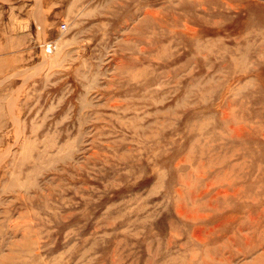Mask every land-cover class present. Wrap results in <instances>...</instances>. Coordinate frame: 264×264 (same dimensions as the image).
Returning <instances> with one entry per match:
<instances>
[{
	"label": "rangeland",
	"instance_id": "obj_1",
	"mask_svg": "<svg viewBox=\"0 0 264 264\" xmlns=\"http://www.w3.org/2000/svg\"><path fill=\"white\" fill-rule=\"evenodd\" d=\"M0 264H264V0H0Z\"/></svg>",
	"mask_w": 264,
	"mask_h": 264
},
{
	"label": "bare ground",
	"instance_id": "obj_2",
	"mask_svg": "<svg viewBox=\"0 0 264 264\" xmlns=\"http://www.w3.org/2000/svg\"><path fill=\"white\" fill-rule=\"evenodd\" d=\"M203 2V1H202ZM204 8V7H203ZM176 20V19H175ZM50 47V46H49Z\"/></svg>",
	"mask_w": 264,
	"mask_h": 264
}]
</instances>
